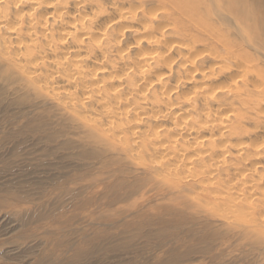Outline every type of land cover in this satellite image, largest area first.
<instances>
[{"label": "bare ground", "instance_id": "6f19581e", "mask_svg": "<svg viewBox=\"0 0 264 264\" xmlns=\"http://www.w3.org/2000/svg\"><path fill=\"white\" fill-rule=\"evenodd\" d=\"M0 79L147 181L264 216V0H0Z\"/></svg>", "mask_w": 264, "mask_h": 264}, {"label": "rangeland", "instance_id": "374dc122", "mask_svg": "<svg viewBox=\"0 0 264 264\" xmlns=\"http://www.w3.org/2000/svg\"><path fill=\"white\" fill-rule=\"evenodd\" d=\"M56 107L0 79V264H264L261 202L169 192L151 160L87 146Z\"/></svg>", "mask_w": 264, "mask_h": 264}]
</instances>
